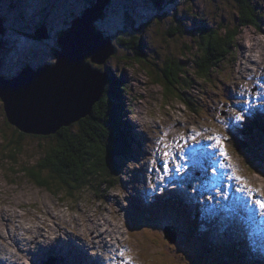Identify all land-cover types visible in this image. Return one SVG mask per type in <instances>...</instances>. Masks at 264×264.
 <instances>
[{
	"label": "rangeland",
	"instance_id": "374dc122",
	"mask_svg": "<svg viewBox=\"0 0 264 264\" xmlns=\"http://www.w3.org/2000/svg\"><path fill=\"white\" fill-rule=\"evenodd\" d=\"M97 1L103 4L105 0H94V3ZM249 2L258 18L239 30L237 47L231 54L211 62L218 66L208 78L195 74L194 59L198 54H206L196 28L209 26L218 29L227 26L233 29L238 24V0H166L163 12L157 10L153 0H109L102 8L106 17L98 19L96 24L101 31L114 37L116 51L107 58L106 64L92 65L102 72H108L109 80L116 76L127 86L121 92L115 89L117 93L111 95V99L117 111L112 117L119 121L117 131L120 133L125 129L129 134L130 153H125L124 146L120 148L119 143L112 142L116 150H121L111 158L116 164L111 170L115 177L114 184L102 189L103 193L98 197L94 189L87 188L88 185L63 192L62 187L53 190V185L51 189L41 187L25 175L24 169L29 166L37 169L34 172L43 171L46 174L47 170L37 163L46 161L52 146L56 144L58 148L60 141L51 135L44 137L46 135L26 133L20 139V153L10 157L11 143L19 137V133L16 132L18 128L8 121L4 103L0 100V251L17 253L28 261L27 241L7 242L9 237L17 238L31 224H34L32 228L35 234L54 229L53 236H56L55 229H63L66 225L70 236L76 231L77 235L73 237H79L82 244L85 234L91 238V233L93 236L100 235L102 242L109 235V228L112 229L122 241L116 243L114 240L119 245L115 252L123 258L118 264H247L245 260H251V257L252 261L248 264H262L264 244L252 246L248 243L252 237L251 229L263 228L261 223H264V215L258 220L260 209L254 204L256 199L251 203V207L256 206V220L243 218L224 226L216 225L223 217L222 213H239L246 207L235 200L234 183L225 178L234 161H239L242 175L246 173L257 184L249 188L264 189V138L259 136L261 138L256 140L253 137L258 136L259 129L252 130L253 123L261 119L256 125L264 127L263 118H257L254 114L264 110V99L257 101L253 107L250 101L255 97L257 84L264 81V0ZM90 7L87 0H0V15L5 21V32L0 36V70L4 76L14 78L27 65L40 68L55 63L58 34L66 30L76 17L83 16ZM179 20L182 25L177 22ZM42 26L47 27L46 39L35 35V31ZM181 26L185 33L175 31ZM116 36L125 40V44L118 43ZM138 37L143 39L142 46L137 44ZM176 62H180L181 66H175ZM171 66L179 72L176 70L172 73L174 75H167L174 69H170ZM248 68L251 70L246 75V72L239 73ZM166 75L171 83L167 81ZM186 81L190 87L184 84ZM165 84H169V89ZM183 94H186L184 98L193 100L191 105L180 98ZM95 113L99 118L106 117L102 109L100 115L98 111ZM237 113L243 118L237 119ZM221 117H225L224 122L220 121ZM249 118L253 120L248 121ZM86 120L87 124H83ZM86 120L78 126V121L72 124L78 127L76 132L80 130L78 133L82 137L98 132L91 126L93 121ZM248 122L249 128H246L252 137L249 142L257 146L259 152H233L225 141L220 143L216 139L224 136L227 129L239 124L247 126ZM207 123L213 127L208 134L204 132ZM141 130L146 132L145 141L139 135ZM193 136L195 141L191 139ZM139 142L143 144L142 148L138 147ZM222 150L227 155H223ZM166 152L169 155H165ZM181 158L185 164H180ZM165 161L169 163L167 172L162 170ZM208 161L211 164H206ZM140 166L145 174L148 170L151 179L147 182L141 178L140 181L135 180L134 189L147 188L152 192L151 195L161 198L168 197L160 191L159 186L162 185L169 186L170 190L180 188L188 194L185 190L190 177H197V180L193 179L195 188L199 186L205 190L208 189V184L203 183L205 178H214L223 183L224 188L214 192L201 193L195 188L191 189L196 199H200L198 210L208 213L198 225L197 228H200L196 230L197 233L189 235V219L181 207L164 212L163 215L154 211L151 221L144 214L133 212L124 215L126 213L121 209L128 207L125 203L129 192L125 180H132V171ZM26 171L29 172L28 169ZM93 179L99 180L96 177ZM152 180L158 182L159 186L154 187ZM235 188L237 191L243 189L239 183L234 185ZM141 192L130 190L129 195ZM186 196L189 198L190 194ZM261 198H264L263 190L258 194V199ZM213 212L218 213L214 219ZM172 217H178L179 220ZM16 221L23 226H18ZM177 222L178 226L174 227L179 228L181 234H177L175 242L168 237L172 231L171 223ZM239 224L243 225L244 232L239 231ZM166 228L169 230L167 237L163 236ZM262 232H256L255 235ZM219 237H222V241ZM164 238L175 244L167 243ZM93 240L84 246L88 250L80 249V252L88 257L90 254L94 261H98L99 252L96 249L91 252V247L100 248L102 243L98 245ZM63 242L65 239L56 241L55 246ZM34 243L39 245V238ZM177 244H181V249ZM213 248L216 249L215 255H212ZM225 251L228 257L221 255ZM60 252L66 254L69 264L78 260L71 257L73 254L78 257L77 251ZM34 256L35 251L33 259ZM113 257L116 255L113 254ZM80 258L84 260L82 256ZM75 264L86 263L77 261Z\"/></svg>",
	"mask_w": 264,
	"mask_h": 264
},
{
	"label": "water",
	"instance_id": "95a60500",
	"mask_svg": "<svg viewBox=\"0 0 264 264\" xmlns=\"http://www.w3.org/2000/svg\"><path fill=\"white\" fill-rule=\"evenodd\" d=\"M108 2L90 5L83 16L76 17L59 33L55 63L40 68L27 65L10 79L0 70V100L11 122L21 130L56 134L60 127L92 114L109 80L108 72L92 64H104L116 51L112 38L96 24L106 17L101 10ZM4 32L5 23L0 16V36ZM47 32V27L42 26L35 35L46 39Z\"/></svg>",
	"mask_w": 264,
	"mask_h": 264
},
{
	"label": "trees",
	"instance_id": "16d2710c",
	"mask_svg": "<svg viewBox=\"0 0 264 264\" xmlns=\"http://www.w3.org/2000/svg\"><path fill=\"white\" fill-rule=\"evenodd\" d=\"M164 1L166 0H153L155 7L160 12H163V10L165 9ZM87 2L88 5H92L94 3V0H87ZM249 3V0H238V24L233 29H230L227 26H221V28L218 29L210 28L209 26H200L202 29L196 28L199 31V41L201 42V45L204 46L206 54H198L194 59L193 65L195 68V74L199 75L201 78H208V76L211 75V72L214 71L218 66V64L215 65L211 62L216 59L219 60L223 57H227L236 49V39L240 35L239 30L248 25L249 23H253L258 18L255 10L253 11L251 9L252 7L251 5H249ZM177 22L179 23V25H182V21L179 20ZM175 31L179 33H185V29L183 28V26H181L180 29ZM122 34L127 36L129 35V33L127 32H123ZM105 35L111 37L114 44V37L107 33H105ZM117 39L118 43L122 45L125 44V40H121L120 36L117 37ZM142 43V37H138L137 44L142 46ZM139 55L141 57L140 53ZM174 65L180 67L181 63L176 62ZM170 69L173 70L169 71L167 75H174L172 73L177 70L176 67L171 66ZM177 71L179 72V70ZM167 81L171 83L170 78H168ZM184 84L190 87L188 81H186ZM165 85L168 86L169 89V84ZM126 88L127 86L124 85L123 82L119 81V78L116 76L113 77V79L109 80L106 86L105 93L93 108L92 114L82 118L81 121H78L77 123L78 126V124L86 120V118L90 122L93 121L92 125H90L96 131H98L92 132V135L94 137L89 134L82 137L78 133L80 130L76 132L78 127L75 125L62 127L58 133L51 134L52 138L56 139L57 137L56 141H60V145L58 146V148L56 144H54L52 146V150L46 157V161H39L37 163L39 164V167L40 165L43 166L47 170V173L45 174L43 171L34 172L37 171V169L29 166L28 168L24 169L25 175L29 176L31 179L34 180L36 184L40 185L41 187L51 189V186L53 185L52 190L55 187H62L63 192H65L66 190L71 191V189H78L81 186L88 185L87 188L94 189V191L98 194L97 197L100 196L101 193H103L101 191L102 189L112 187L114 184L113 178L115 177L112 175L111 170H113L112 167H114L116 164L115 162L111 161V158L114 156L115 152L118 153L119 151H121L119 149L116 150L115 145L112 144V142L119 143L120 148L124 146V148L126 149L125 153H130V149L128 146V132L124 129L122 132L119 133V131H117V122L119 121L115 120V118L112 117L115 113H117V111L114 106V100L111 99V95L114 96L116 95L117 90L118 92H121V90L123 91ZM168 93L170 94V92ZM184 95L186 94L180 95V98L186 100L187 104L191 105L193 103V100L188 97L184 98ZM101 109L106 112V117H97L98 114L96 115L95 111H98L99 113ZM83 124H87V120ZM17 130L16 132L19 133V137L14 139L11 143L10 157L12 158L15 154L20 153V139L23 136L27 135L22 130ZM44 137L49 136L46 135ZM121 140L124 143H122ZM232 144L239 153L244 151L250 153L258 151V149L254 147L253 144H250L245 141L238 142L237 140H235L232 141ZM26 169H28L29 172H27ZM93 177L99 178V180L93 179ZM100 178H104V180H101Z\"/></svg>",
	"mask_w": 264,
	"mask_h": 264
},
{
	"label": "bare ground",
	"instance_id": "6f19581e",
	"mask_svg": "<svg viewBox=\"0 0 264 264\" xmlns=\"http://www.w3.org/2000/svg\"><path fill=\"white\" fill-rule=\"evenodd\" d=\"M259 65H258V67H260ZM250 70L251 69L248 68V70L239 71V73L243 74V73L246 72L244 74V75H246ZM251 75H253V72L251 73ZM254 94H255L254 99L250 100L253 103L252 107L255 105V103L257 101H260V100L264 99V81L263 82H259L257 84L256 91L254 92ZM82 108L83 107H81V109ZM246 110L247 109H245V111ZM5 111H6V109H5ZM259 113H254V114H255V116L257 118H264V110H261ZM6 114H7L8 120L11 122V120L8 117L7 111H6ZM81 119L82 118L80 117L76 121H79ZM219 119H220V121L224 122L223 120L225 119V117H221ZM73 123H71L70 125H72ZM12 124H14V123H12ZM14 125L16 127H18L16 124H14ZM70 125H67V126H70ZM62 127H64V126H62ZM62 127H60L58 129V132H59V130ZM212 130H213L212 124H209L208 128L204 132L206 134H208ZM148 131H149V129L146 130V132H148ZM23 132H25V131H23ZM146 132H145V130L144 131L141 130L140 133H139V135L142 137V139L144 141L146 140ZM25 133H27V132H25ZM31 134H36V133H31ZM37 135H45V134H37ZM202 136H204V135L202 134ZM233 139L237 140V135L233 136ZM139 144L140 145H138V147L142 148L143 144L141 142H139ZM142 151H144V149H142ZM180 164H185V160L183 158H181ZM206 164H211V161H208ZM200 167L202 168V166H200ZM143 170L144 169H143L142 166L138 167L137 169L135 168L134 171H132L134 178H132V180H125L126 187H127L126 190L127 191L130 192V190L131 191L142 190V192L141 193H137V194L132 193L131 196L129 195V192H128V196L126 197L127 198L126 199L127 202L125 203V205L127 204L128 207L124 208V209L123 208L121 209L122 212L126 213L124 215H127V213H129V214L131 213L132 214L133 212L134 213H138V214H144L145 217L147 216L149 221H151L150 220L151 216H152L151 213L154 212V211H157L160 215H163L164 212H172L175 208H180L181 207L182 209H184L183 214L188 216V219H189V223H188L190 225V227H189L190 231H188L189 235H192L193 232L197 233L198 231H196V230L200 228V227L199 228H197V227L201 223V220H202L203 216H206L208 214V213H205L203 211L198 210V206H201L200 199L197 200L196 198L191 197V201L193 203H195V205L193 207L187 206V203H188L189 199H188V197L186 195H188L189 193H192L191 189L195 188V185L193 183V179L197 180V177H190L191 180L188 183L186 182V184L188 186L186 187L185 191L188 194H186L180 188L179 189H175V190H170L169 186H164V185L159 186L158 182H155V181L152 180L154 187L155 186H159V188L161 187L160 191L164 192L165 194L168 195V197H166V198H161V197H158L156 195H151L152 192L149 189L145 188V187H144L145 189H142V188H138L136 190L134 189L135 180H139L140 181L139 178H141V179H143L144 181L147 182V181H149L151 179L150 176H149L148 170H147V174H145V172ZM144 174H145V176H144ZM237 177H240L242 179H237ZM209 178L210 177L205 178L204 182H203L204 184L205 183L208 184V187H207L208 189L205 190L204 188H201L199 186H196L195 189L197 191H200L201 193H206V192H214V191H217L218 189L224 188L222 186L223 183L221 181H219V180L215 181L214 178H211V179H209ZM225 178H227L231 182H235V183L240 180L238 182L239 183V187H243L244 189H245V182L247 183L248 187H252V186L257 185V184L254 183V181L251 178H249L248 175L246 176V173L242 177V176H239L237 173L232 172V171L229 170L228 173H226ZM129 183L130 184L132 183L130 187H128ZM235 183L233 184V190L235 192L234 193L235 200L239 201L240 203H242L244 205H246L245 210L243 211L241 209L242 211L239 212V213H228V214L222 213L223 217L220 219L219 222H216V225L224 226V225H226L228 223H233L232 221H234V220H239V219L243 220V218L249 219L251 221L252 220H256V218H258V213H255L256 206L251 207L252 197L248 194V191H246V190H244V191H236L234 189V185H236ZM257 191H258V189H257ZM141 194H143V195H141ZM205 200L208 201V198L205 197ZM235 200H233V202L235 204H237ZM249 205H250V210L248 209ZM175 206H177V207H175ZM239 207H241V206H239ZM217 214H218L217 212H213V215H212L213 219L216 218L215 215H217ZM262 217L263 216L259 213L258 220L260 221L261 220L260 218H262ZM172 218L175 219V220H179L178 217H172ZM60 220L64 221L63 218H61ZM169 221H170V219L168 220V222ZM16 222H17L18 226H23V225H21L20 222H18V221H16ZM178 224H179V222L171 223L172 231H171L170 237H168L171 241H175V238H176L177 234L178 235L181 234L180 233V229L179 228L177 229L176 227H174V225L178 226ZM261 224H262L263 228H261V227L260 228H256V230H252L251 229L252 237L250 238L248 243L250 245H252V246L257 244V243H263L264 244V232H262V233H260L258 235H255L256 232L259 233L261 231H264V223L262 222ZM32 225L34 226V224H31L30 226H28L29 229H26V231L24 233H20L17 238L9 237L7 239V242L9 240H16V241L25 243L27 241L28 247H29V249L27 251V255H28L29 260L28 261L25 260L19 254L14 253V252L0 251V264H4V263L5 264H69L68 257L63 252H60V250L61 251L65 250L68 253H73V252L77 251V253H79V256L78 257L77 256L74 257V254H73L71 257L75 258V259H78L77 261H84L86 264H114V262H116L118 264V261H122V259H123L122 256H119L115 252V250L119 248V245L116 244V243H119V242H122V241L119 238V235L116 234L110 228H109V231H108L109 235L107 237H105L102 240V242L100 240V238H101L100 235L93 236V233H91L92 238L89 237L87 234H85V237H83V239H82L84 244H82V243L79 242V237H76L77 239H75L73 237V236L77 235L76 231L73 232L72 236H70V232L67 230L66 225H65V227L63 229H55L56 230L55 231L56 236H53L54 229H52V231L45 230V232L41 233V234H35L34 233L35 230L32 228ZM183 226H185V225H183ZM168 227H170V226H168ZM238 227H239V231H243L244 232L243 225L239 224ZM21 228H23V227H21ZM201 228H203V226ZM119 233H120V235H122L121 228H119ZM200 233H202V231H200ZM79 234L82 235L81 232H79ZM168 234H169V230L166 228L165 229V234H163V236L167 237ZM253 235H255V236H253ZM38 238L40 240V244L39 245L34 243V241L37 240ZM219 238L222 241V237H219ZM223 238H226V236L223 235ZM62 239H65V242H63L59 246H55L56 241H59V240H62ZM92 239H94L93 243H95V244L99 245L100 242L102 243V246L100 248H98L97 246L95 247L94 245L91 247L92 248L91 252H93L94 249H96L99 252V257H97L98 261H94V258L90 254H89V257H88V256H86L85 253L80 252V249L81 250H83V249L88 250L84 246L86 244H88ZM107 239H108V241H107ZM164 239L166 240V238H164ZM114 240H116L117 242L114 241ZM171 241H167L166 240V242L169 243V244H175V242H176V241L175 242H171ZM178 243H179V240H178ZM177 245L181 249V244H177ZM48 246H50V247H48ZM80 246L82 248H80ZM34 249H36V250H34ZM209 250H211V249H209ZM215 250L216 249H214V248H213V250H211L212 252L214 251V253L212 255H215V253H216ZM34 251H35V254H36V256H34L35 259H33V257H32L33 254H34ZM113 254L116 255L115 258L113 257ZM239 254H240V252H239ZM81 256L83 257L84 260H81V258H80ZM242 256H244V255H242ZM114 259L116 261H114ZM250 259L251 260H245L246 263L252 261V257ZM8 261H10L11 263H9ZM76 262H74V264ZM242 262L244 263V261H242ZM262 263L264 264V261Z\"/></svg>",
	"mask_w": 264,
	"mask_h": 264
},
{
	"label": "snow or ice",
	"instance_id": "6c2138e0",
	"mask_svg": "<svg viewBox=\"0 0 264 264\" xmlns=\"http://www.w3.org/2000/svg\"><path fill=\"white\" fill-rule=\"evenodd\" d=\"M240 102H241V103H246V101H240ZM236 118H237V119H242L243 117H242L239 113H237ZM197 135H199V134H197ZM191 139H192L193 141H195L196 138H195V136H193V137H191ZM216 139L219 141V140H220V137H216ZM222 154H223V155H227V153H226V152H223V150H222ZM165 155H169V153L166 152ZM162 170L165 171V172H167V171L169 170V163H168L167 161H165V162L163 163V169H162ZM177 171H179V168H177ZM237 179H242V178L237 177ZM244 190L248 191L249 193L255 191V189L249 188V187L247 186V183H246V182H245V189H242V191H244ZM254 204H255L256 206H258V208L260 209V214H261V215H264V198L256 199V200L254 201Z\"/></svg>",
	"mask_w": 264,
	"mask_h": 264
}]
</instances>
